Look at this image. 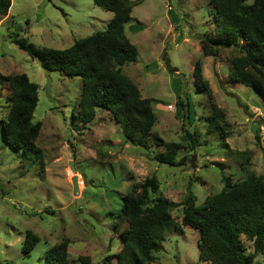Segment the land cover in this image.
<instances>
[{
	"label": "rangeland",
	"instance_id": "rangeland-1",
	"mask_svg": "<svg viewBox=\"0 0 264 264\" xmlns=\"http://www.w3.org/2000/svg\"><path fill=\"white\" fill-rule=\"evenodd\" d=\"M131 1L134 7L124 31L138 58L122 72L141 97L150 100L157 119L146 149L126 143L104 110H97L91 122H80L74 116L80 77L45 71L10 42L22 38L38 49L65 50L102 31L111 13L93 0H12L8 15L0 17V264H47L45 251L62 244L66 264H80L79 257L93 264H115L110 257L121 248L118 235L125 225L111 213L132 185L150 177L158 182L154 197L180 204L190 190L196 206L221 191V176L243 181L246 162L264 178V103L251 88L229 79L230 59L237 55L233 48L221 49L217 58L204 57L200 50V39L215 29L209 0ZM196 62L201 63L212 99L197 91ZM18 74L38 86L32 121L40 123L35 142L40 153L29 157L8 146L1 132L10 96L5 78ZM178 97L188 101L186 122ZM212 102L225 115L222 138L219 130L208 127ZM166 143L182 146L176 157L182 166L154 160ZM181 216V206L171 212L178 228L165 235L153 264H208L197 260L199 233L181 226ZM27 232L39 242L25 256ZM241 242L246 253H253L251 242L243 236ZM254 264H264V254L256 255Z\"/></svg>",
	"mask_w": 264,
	"mask_h": 264
},
{
	"label": "trees",
	"instance_id": "trees-1",
	"mask_svg": "<svg viewBox=\"0 0 264 264\" xmlns=\"http://www.w3.org/2000/svg\"><path fill=\"white\" fill-rule=\"evenodd\" d=\"M209 0L215 12V29L199 41L204 57L217 58L223 48H233L237 55L230 59L231 81L251 88L264 103V0ZM102 10L112 14L102 31L75 41L65 50L38 49L22 38L10 40L31 59L37 60L45 71H56L67 77H80L81 96L75 117L89 123L97 110H104L117 123L124 141L132 146L147 148L148 137L156 124L150 100L141 97L137 86L122 72V67L136 63L137 48L125 34L134 4L131 0H93ZM12 0H0V17L8 15ZM171 71V70H170ZM194 84L199 93L211 91L202 76L201 63L193 69ZM9 91L8 113L1 123L4 140L24 157L38 155L35 142L40 123L32 121L38 103V86L25 74L5 78ZM182 121L188 118L187 98L178 97ZM208 127L219 130L222 138L227 126L225 115L214 102ZM258 131V130H257ZM257 134V132H256ZM186 137L190 139L189 133ZM194 148V143L191 144ZM182 146L166 143L164 151L154 160L172 168L184 163L177 160ZM243 181L232 182L221 176L223 188L196 206V197L190 192L180 204L153 195L158 182L154 177L131 186L121 204L111 216L125 226L118 239L120 250L110 258L115 264H153L154 252L163 243L173 224L171 212L182 207L180 225L198 231L197 260L208 264H254L256 255L264 254V178L257 177L245 165ZM111 217L112 219H114ZM114 232V230H113ZM251 242L253 253H246L241 237ZM39 239L27 232L22 253L28 256ZM42 259L47 264H66L68 254L64 244L45 251ZM80 264H93L88 257H79Z\"/></svg>",
	"mask_w": 264,
	"mask_h": 264
},
{
	"label": "water",
	"instance_id": "water-1",
	"mask_svg": "<svg viewBox=\"0 0 264 264\" xmlns=\"http://www.w3.org/2000/svg\"><path fill=\"white\" fill-rule=\"evenodd\" d=\"M174 77H175V78H181L182 80H184V76H183V75H180V74H178V73H175V74H174ZM69 166H70L71 171L75 174V169H74V165H73V163L70 162V163H69ZM72 186H73V194H75L76 191L78 190V184H77V177H76V175H74V176L72 177Z\"/></svg>",
	"mask_w": 264,
	"mask_h": 264
},
{
	"label": "built area",
	"instance_id": "built-area-1",
	"mask_svg": "<svg viewBox=\"0 0 264 264\" xmlns=\"http://www.w3.org/2000/svg\"><path fill=\"white\" fill-rule=\"evenodd\" d=\"M171 108V107H170Z\"/></svg>",
	"mask_w": 264,
	"mask_h": 264
},
{
	"label": "crops",
	"instance_id": "crops-1",
	"mask_svg": "<svg viewBox=\"0 0 264 264\" xmlns=\"http://www.w3.org/2000/svg\"><path fill=\"white\" fill-rule=\"evenodd\" d=\"M5 18V17H4Z\"/></svg>",
	"mask_w": 264,
	"mask_h": 264
}]
</instances>
